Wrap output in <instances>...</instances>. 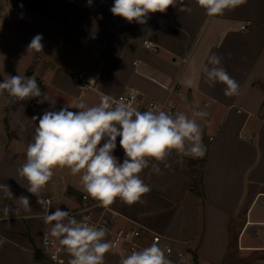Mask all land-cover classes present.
<instances>
[{"label": "crops", "instance_id": "obj_1", "mask_svg": "<svg viewBox=\"0 0 264 264\" xmlns=\"http://www.w3.org/2000/svg\"><path fill=\"white\" fill-rule=\"evenodd\" d=\"M184 2L190 13L170 6L149 13L141 25L114 16V0H0V82L7 75L35 76L42 92L56 100V110L78 111L80 102L94 106L101 94L118 99L131 90L139 106L162 101L178 77L190 76L193 86L179 83L183 95H173L175 113L190 116L195 105L208 112L202 125L205 160L173 153L159 162L160 174L150 165L141 178L151 192L133 205L117 199L110 206L114 226L160 234L177 250L192 252L196 264H264V256L258 257L264 251V0H247L215 17L196 0ZM37 34L43 51H28ZM146 39L159 50L146 49ZM211 53L223 57L222 66L240 83L239 96L226 97L225 85L205 81L201 68ZM77 73L94 79V87L82 90ZM9 99L0 95V183L17 198L28 196L32 210L8 220L0 213V264H51L38 254L51 225L41 219L44 210L17 172L38 124L32 118L50 105ZM114 155L123 161L119 137ZM82 194L79 176L68 169L55 170L44 189L49 212L76 206ZM4 205L16 207L0 198ZM120 259L109 251L105 264Z\"/></svg>", "mask_w": 264, "mask_h": 264}, {"label": "clouds", "instance_id": "obj_2", "mask_svg": "<svg viewBox=\"0 0 264 264\" xmlns=\"http://www.w3.org/2000/svg\"><path fill=\"white\" fill-rule=\"evenodd\" d=\"M196 3L208 17H215L247 0H196ZM170 6H179L180 12H191L184 0H114L110 11L129 23L135 21L143 25L150 18L149 13H165ZM42 40V34L35 35L27 45L28 51L42 52ZM222 60L216 53L209 54L201 68L203 77L209 87L217 83L225 85L226 97L239 96L241 85L228 74ZM178 83L191 88L194 80L181 75ZM4 94L10 98L9 102L36 99L38 104L50 105L51 110L32 118L38 120V124L32 142L26 147V159L17 172L27 181V191L37 198L44 210L41 219L51 225L50 235L69 255L68 264H105V255L113 244L106 239L109 230L89 223L90 216L83 215L77 220L71 209L65 211L60 207L49 212L51 200L44 195V189L55 170L68 169L71 175H78L85 199L91 198L98 207L107 209L117 199L133 205L151 192V186L141 178V173L150 165L151 171L160 174L159 162L166 161L173 153L202 159L207 152L202 125L208 123L205 118L209 114L199 110L198 105L192 107L190 116L163 109L141 111L127 100L114 101L112 96L101 94L99 103L94 106L80 102L74 107L78 111H70L66 106L56 110V100L42 92L35 76L18 74L7 75L0 82V95ZM118 137L124 152L122 162L114 155ZM0 198L16 204L15 208L0 207L5 220L10 215L18 217L21 211L32 210L29 197H15L5 183H0ZM120 264H173V261L166 257L159 243L153 241L122 256Z\"/></svg>", "mask_w": 264, "mask_h": 264}, {"label": "built area", "instance_id": "obj_3", "mask_svg": "<svg viewBox=\"0 0 264 264\" xmlns=\"http://www.w3.org/2000/svg\"><path fill=\"white\" fill-rule=\"evenodd\" d=\"M67 1L70 3H77L79 0ZM86 2L88 4H94V0H91V2L86 0ZM242 29H246V27L243 26ZM143 45L146 49L153 52H157L159 50V46L150 39L144 40ZM76 77L80 82L82 90H89L94 87V79L87 78L83 73H77ZM173 95H183V91L178 82L169 90L168 95L162 101H153L146 105L139 106V95L133 90L127 92L118 99H114V101L127 100L141 111H157L163 109L174 114L177 104L173 99ZM85 196L86 193L83 192L76 206L71 208L68 207L64 210L67 211L71 209L77 220H80L83 215H87L91 217L89 223L100 227H106L109 230L106 239L110 240L113 244L110 251L116 255L122 257L129 254L132 250H138L142 247L150 245L153 241H157L160 247L165 250L166 257L171 259L173 264H196L195 257L192 252L186 249L177 250L169 239L160 234L137 225L130 227L114 226L115 219L111 207L109 206L107 209L98 207L97 202L91 198L85 199ZM38 254L45 257L51 264H68V260L70 259L64 248L59 245L58 240L50 234H45L42 238L41 248Z\"/></svg>", "mask_w": 264, "mask_h": 264}, {"label": "rangeland", "instance_id": "obj_4", "mask_svg": "<svg viewBox=\"0 0 264 264\" xmlns=\"http://www.w3.org/2000/svg\"><path fill=\"white\" fill-rule=\"evenodd\" d=\"M235 247V246H234ZM234 247L232 246V251L234 252L235 250H234ZM262 246L261 245H257L256 246V249H258V250H260V248H261ZM262 254V255H261ZM260 256V257H259ZM264 256V251H261V252H259V254H258V257L259 258H262ZM259 258H256V259H259ZM258 264H263V263H259V262H257ZM227 264H244L243 263V260L242 259H240V261H238V260H231V261H229Z\"/></svg>", "mask_w": 264, "mask_h": 264}, {"label": "trees", "instance_id": "obj_5", "mask_svg": "<svg viewBox=\"0 0 264 264\" xmlns=\"http://www.w3.org/2000/svg\"><path fill=\"white\" fill-rule=\"evenodd\" d=\"M202 160H205V156H204V158H202Z\"/></svg>", "mask_w": 264, "mask_h": 264}]
</instances>
